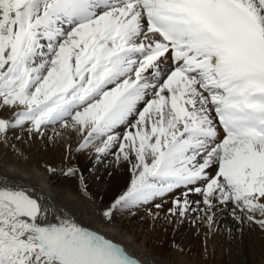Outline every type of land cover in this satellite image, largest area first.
<instances>
[{
    "label": "snow or ice",
    "instance_id": "snow-or-ice-1",
    "mask_svg": "<svg viewBox=\"0 0 264 264\" xmlns=\"http://www.w3.org/2000/svg\"><path fill=\"white\" fill-rule=\"evenodd\" d=\"M4 111L0 145L21 130L130 166L105 218L171 196L170 223L264 229V0H0ZM0 264L144 261L0 175Z\"/></svg>",
    "mask_w": 264,
    "mask_h": 264
},
{
    "label": "bare ground",
    "instance_id": "bare-ground-1",
    "mask_svg": "<svg viewBox=\"0 0 264 264\" xmlns=\"http://www.w3.org/2000/svg\"><path fill=\"white\" fill-rule=\"evenodd\" d=\"M0 115L10 116L11 113L4 111L0 112ZM17 131L11 132L9 138V143L15 145V148L0 145V175H7L15 182L31 186L57 203L63 204L79 216L81 223L121 244L129 252L139 256L144 264H192L188 261V257H183L180 252L171 251L176 254H172V259L170 256L164 257L159 252L156 253L153 247L149 246L146 240L140 237V234L129 230L132 226L135 230V225H143L137 221L138 215L145 216V219L150 218L147 216H152L154 218L149 220L148 224L155 228L154 242L158 244L160 242L159 238H164V230L168 229L170 222L162 219L161 214H163V211L161 209L154 207L149 210L147 206L152 207V203L144 205V209L139 211H136L137 208L131 212L128 210L115 211L110 219L102 215V212L111 206L110 199H112L114 192L118 188L125 191L129 186L132 178L129 165L117 163L113 156L107 157L102 162H96L94 153H76L71 157L69 154L60 158L62 152L68 149L65 143L58 140H50L51 145L57 148L55 153H37V149L41 147L40 145H44L46 137L44 139L40 137L43 140L38 141L28 134V138H25L24 132L21 133V130H19L21 136L20 139H17L16 137L19 134ZM48 135H52L51 131ZM17 140L21 141V144H18ZM69 142L75 148V140ZM21 146L24 148L22 149ZM27 148L33 150L29 152ZM73 163L78 166L83 164V169L79 170L76 179L65 182L63 174L67 168L73 167ZM80 173L83 174V183L80 180ZM167 205L165 200L162 209L166 208ZM144 210H149V213L147 212L144 215V212H142ZM154 213H158V215H153ZM121 214L125 216L119 220H114L115 216ZM241 223L234 220L227 210L218 215L217 224L221 225L231 235H233L232 232L239 235L243 227H247L245 225L241 226ZM253 227L256 228L255 225ZM244 231H248V229L245 228ZM216 242L213 241L214 244L210 245L209 250L211 256L215 257L213 264L221 262L216 258L221 253V248ZM238 247L237 251L239 253L236 257L227 253L229 258L226 263L262 264V257L259 258L258 252L253 247L246 244H241Z\"/></svg>",
    "mask_w": 264,
    "mask_h": 264
},
{
    "label": "rangeland",
    "instance_id": "rangeland-1",
    "mask_svg": "<svg viewBox=\"0 0 264 264\" xmlns=\"http://www.w3.org/2000/svg\"><path fill=\"white\" fill-rule=\"evenodd\" d=\"M18 136L20 137L21 134L19 130L17 131ZM24 132L25 138H28V133L26 131H21V133ZM27 133V134H26ZM38 141H42L40 137H35ZM44 145H40L39 149H37V153H55L57 151L56 146L51 145V141L48 140L47 138L44 139ZM18 144H21L19 140ZM47 146H46V145ZM44 146V147H43ZM23 149L24 147L21 146ZM29 152H31L33 149L27 148ZM65 155H69L68 150H64L60 156V158L65 157ZM72 155H70L71 157ZM66 161V160H65ZM82 165L79 164V166L75 163H73L72 166L76 167L78 170H82ZM85 167V166H84ZM62 175V174H61ZM65 182H69L71 180H74L77 178L76 176H66L63 174ZM124 191V189L118 188L114 194L112 199H110L111 203L114 202V200ZM196 197H193L195 199ZM166 203L168 204L166 208L162 209L163 211L162 219L163 220H172L173 218L170 216H167V209L171 207L172 204V198L169 196L168 198L165 199ZM164 200V202H165ZM168 200V201H167ZM160 202V201H158ZM163 202V203H164ZM170 205V206H169ZM144 206H141V208H137L136 211L143 210ZM149 210L154 208V205L151 207L150 205L147 206ZM146 207V209H147ZM147 211H142L144 212V215L148 212ZM134 212V211H133ZM132 212V213H133ZM153 213V212H150ZM77 218L79 219V216L75 214ZM125 215H117L115 216L114 220H119L123 218ZM150 217L148 219H145L144 217H141L140 215L137 216V221L142 223L143 225H135L136 228L133 230V226L129 228L130 231H135V233L140 234V237L145 239L146 242L148 243L149 246H152L153 249L156 251V253H160L162 256H170L171 259L173 258L172 254L176 255L175 253H172L173 251L175 252H180L183 257L187 258L188 261L192 264H202L204 262L205 264H213L215 261V257L211 256L210 253V245L214 244L213 241H217L216 244H218L221 248V253L220 255L216 258L219 259L221 262L219 264H228L226 263V260H228V254H231L236 257L238 255L237 249L239 248L238 246L241 244H246L253 249H255L259 255V258L263 261L262 264H264V229H261L260 227H257V224L254 223H249V222H242L241 226H247L243 227V230L239 232V235H236L234 232H232L233 235L229 234L224 228H222L221 225L217 224L214 226L213 231H209L207 225H201L199 228L196 226H193L188 220H184L182 223H169L168 224V229L164 230V238H159L160 242L158 244L154 242L153 238L156 236L155 235V228L151 227L148 222L151 220L152 216H147ZM144 222V223H143ZM147 224V225H145ZM254 224L256 226L253 227ZM247 228L248 231H244V229ZM255 228V229H254ZM238 236V237H237ZM242 249H244L243 246H241ZM172 251V252H171ZM186 260V259H185ZM203 263V264H204Z\"/></svg>",
    "mask_w": 264,
    "mask_h": 264
}]
</instances>
